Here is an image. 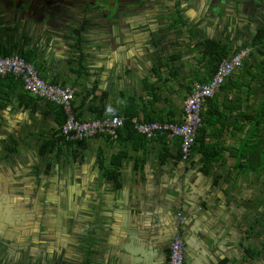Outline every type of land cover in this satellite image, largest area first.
Returning a JSON list of instances; mask_svg holds the SVG:
<instances>
[{
	"label": "crops",
	"instance_id": "crops-1",
	"mask_svg": "<svg viewBox=\"0 0 264 264\" xmlns=\"http://www.w3.org/2000/svg\"><path fill=\"white\" fill-rule=\"evenodd\" d=\"M194 1L183 3L187 27L176 30L161 4L149 6L151 13L141 6L121 11L112 19L127 39L113 47L92 40L88 25L102 18L86 23L87 0L22 7L0 0V52L21 46L43 81L71 87L80 121L96 119L99 109L102 118H122L130 99L134 110L178 123L192 87L210 80L201 50L191 46L214 40L231 53L252 48L204 105L185 161L177 139L97 136L66 144L58 133L61 108L4 81L0 264H167L176 234L184 264H264V44L251 46L264 28V0ZM76 32L80 51L73 49ZM183 33L187 41L178 38ZM159 64L167 66L157 79L152 69ZM204 154L211 158L205 172ZM121 155L113 180L105 172Z\"/></svg>",
	"mask_w": 264,
	"mask_h": 264
},
{
	"label": "built area",
	"instance_id": "built-area-1",
	"mask_svg": "<svg viewBox=\"0 0 264 264\" xmlns=\"http://www.w3.org/2000/svg\"><path fill=\"white\" fill-rule=\"evenodd\" d=\"M252 48L246 47L223 60L208 83L196 84L182 104V118L178 123L141 122L131 120L136 134L147 140L165 136L179 141L182 160H187L196 142L198 131L202 128L201 111L206 102L219 91L225 81L249 58ZM14 76L22 82L24 91L30 96L59 106L65 120L59 135L67 142H83L97 136L116 141L118 131L123 127V118L109 116L100 119L80 121L73 112L74 90L69 86L53 85L43 81L33 65L18 56H0V78ZM180 215V214H179ZM167 264H184V244L179 234L169 245Z\"/></svg>",
	"mask_w": 264,
	"mask_h": 264
},
{
	"label": "trees",
	"instance_id": "trees-1",
	"mask_svg": "<svg viewBox=\"0 0 264 264\" xmlns=\"http://www.w3.org/2000/svg\"><path fill=\"white\" fill-rule=\"evenodd\" d=\"M177 5H178V3L176 4V6ZM182 27H187V23L183 19L181 11L179 9H176V13L173 17V28L176 30V29L182 28ZM76 34L78 35V38L76 37V40L78 42L76 44V40H75L74 47H75V49L80 51L81 37H80V33L76 32ZM263 44H264V28H261L255 34V36L251 42V46L259 47V46H262ZM191 49H192V51L201 50V58L199 61L203 64L205 69L209 70L210 80L212 79L213 75L215 74L218 65L223 60L228 59L229 57H231L233 54L236 53V52L231 53L229 48L226 45H223L220 42L214 41V40H204L201 42H197L196 44H193V46H191ZM21 50H22L21 46L18 47V46L13 45L9 49H6V50H3L2 52H0V56H10L12 54H17L19 58H21L25 62L29 63L27 55L24 52H22ZM175 58L176 57L174 56L173 60ZM83 62H84V56H83L82 52H80L78 55V59H77L78 66L83 68ZM166 66H167V64H159L156 67H153L152 72L157 79L159 78V75L163 71V69H166L165 68ZM4 81H6L8 83L13 81L12 82L13 87L23 88L21 80L19 78H15L14 76L9 75V76L1 77L0 78V85H4ZM208 82L202 81L199 84H204V83H208ZM50 84L58 85V83L55 81L51 82ZM145 87H146V90H147L149 96L152 98H155L157 100V97L154 96L155 94H152V95L150 94V86L148 84H146ZM152 90L155 92V90L153 88H152ZM24 93H26V92L24 91ZM127 107H128L127 110H125V112L123 113V116H122L123 127L121 129H119V131H118L117 140L123 139V141H126L130 138V139H136L137 141H144V142L151 141V140L145 139L144 137H142V136H140L134 132L131 120L133 118H139L140 114L141 115L143 114L142 120L138 119L141 122H146V123L155 122V121L163 122L164 120L156 119V118H152V117L148 116V113L144 110V108L134 110V106L132 105V102L130 101V99L127 100ZM101 110L102 109H99L98 111H96V117H95L96 119L97 118L100 119L103 117ZM128 110H131V111H128ZM112 116H118L119 117V115L116 113L115 114L113 113ZM60 139H62L66 144H70V145L77 143V142H67L61 136H60ZM158 139L164 141L166 139V137L163 136V137H160ZM194 146H195V144L192 146V149L194 148ZM49 150H50L49 148H43L42 152L44 154V153H47ZM122 157H123V155H121V157H117V159L112 160V167L114 170H113V172L111 171L110 173L105 172V175L107 177H110L111 179L115 180V177L118 174L117 168L119 167L120 159ZM178 157L181 158L180 146H179ZM210 161H211V158L209 156H207L206 154H204V156L201 159V163H202V166L204 168L203 169L204 172L208 170Z\"/></svg>",
	"mask_w": 264,
	"mask_h": 264
},
{
	"label": "rangeland",
	"instance_id": "rangeland-1",
	"mask_svg": "<svg viewBox=\"0 0 264 264\" xmlns=\"http://www.w3.org/2000/svg\"><path fill=\"white\" fill-rule=\"evenodd\" d=\"M98 2V1H97ZM161 3V9H162V12L163 13H166V11L167 10H170L168 7H169V5L165 2V0H161L160 1ZM94 7H95V9L94 10H97V13L96 14H98V11L99 10H102V11H106V12H108L109 14H108V19H110L111 20V18H113V14H117L118 13V10L120 9V8H124V7H126V5H125V3H121V2H119V1H117V0H103V1H101V3L100 2H98V3H96V4H94ZM10 8V7H9ZM83 12V11H82ZM86 13H87V15H84V17H85V19H86V23L88 24V22H91L92 20H94L95 21V19L98 17V15H95V14H91V13H88L87 11H86ZM213 13V10H210V15ZM104 15V14H103ZM103 15H101V17L103 18ZM100 21L102 22V19H100ZM100 22V23H101ZM122 23H126V22H122ZM109 23L107 22V26L109 27ZM88 26H90V30L93 32V33H95L93 36H92V40H93V38H94V40H95V42H98V37H97V34L98 33H100V31L102 30V28L100 27V25L98 26V22H95V26H92V25H88ZM97 26H98V28H97ZM97 28V29H96ZM115 28L116 29H120V28H122V25L119 23V24H117V23H115ZM96 29V30H95ZM95 30V31H94ZM121 30V29H120ZM92 33V34H93ZM184 35L183 36H181V35H179V39H181V40H183V41H187V38H188V36H187V33H183ZM76 35V37L78 38V35L77 34H75ZM120 35L121 34H119V32L117 33V32H115L114 31V33H111V36H108L107 37V43L106 44H110L111 46H113V47H117V46H119L120 45V43H121V40H123V43H125V40L127 39V38H120ZM76 37H75V40H76ZM77 40H76V44H77ZM73 49H75V47H73ZM67 232V231H66Z\"/></svg>",
	"mask_w": 264,
	"mask_h": 264
},
{
	"label": "flooded vegetation",
	"instance_id": "flooded-vegetation-1",
	"mask_svg": "<svg viewBox=\"0 0 264 264\" xmlns=\"http://www.w3.org/2000/svg\"><path fill=\"white\" fill-rule=\"evenodd\" d=\"M31 1H33V0H31ZM46 1H48L50 3H54L56 0H46ZM97 1L101 3V1H103V0H87V5H90V6H92L95 9L94 4L98 3ZM117 1H119L121 3H125V5H126V7L120 8L116 15L113 14V15H115V17H117L119 19L121 17V11H123V10H125V11L126 10H131V9H135L138 6H141V7L144 8L145 12L151 13V10H149L148 7L149 6H157L158 4L161 3L160 2L161 0H117ZM185 1H187V0H165V2L169 5L168 8L170 9L169 11H170L172 17H174V15L176 13V9H179L181 11V13H182V10H183L182 6L184 5L183 3ZM200 1L201 0H195L194 1L195 6L196 5L200 6V4H198ZM12 2H14L15 6H18V7L19 6L22 7V6L26 5V4H28V2L25 1V0H12ZM177 3H178V5L176 6ZM130 12L137 13V11H134V10L130 11ZM92 13L96 14L97 10L92 11ZM103 14H104V11H102V10L98 11V15H103ZM182 15H183V13H182Z\"/></svg>",
	"mask_w": 264,
	"mask_h": 264
},
{
	"label": "water",
	"instance_id": "water-1",
	"mask_svg": "<svg viewBox=\"0 0 264 264\" xmlns=\"http://www.w3.org/2000/svg\"><path fill=\"white\" fill-rule=\"evenodd\" d=\"M25 1H27L28 3L31 2V0H25ZM93 9L94 8L92 6H90V5H87V7H86V11L88 13H91V14H92V11H94ZM108 14H109L108 12L104 11L103 18L101 17V15L95 14V15H98V16H100L102 18V22L100 23V27L102 28V30L100 31V33L97 34L98 44L102 45V46H105L106 43H107V37L109 36V30H113V32L115 31L117 33L119 32V34L121 33V30H120L121 28L120 29H116L115 28V21H113L112 18H111V20L107 18ZM107 22L110 24L109 27L107 26ZM116 23L117 24H119V23L121 24V22H116ZM181 239L183 241L182 234H181Z\"/></svg>",
	"mask_w": 264,
	"mask_h": 264
}]
</instances>
